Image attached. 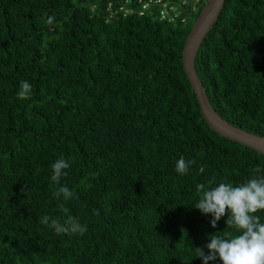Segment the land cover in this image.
Wrapping results in <instances>:
<instances>
[{"label":"trees","instance_id":"1","mask_svg":"<svg viewBox=\"0 0 264 264\" xmlns=\"http://www.w3.org/2000/svg\"><path fill=\"white\" fill-rule=\"evenodd\" d=\"M207 1L0 0V264H203L211 234H238L194 208L196 184L239 185L264 164L209 128L183 70ZM194 66L217 114L264 137V0H224ZM181 156L196 161L183 176ZM59 158L78 198L53 196ZM44 215L87 231L56 234Z\"/></svg>","mask_w":264,"mask_h":264},{"label":"clouds","instance_id":"2","mask_svg":"<svg viewBox=\"0 0 264 264\" xmlns=\"http://www.w3.org/2000/svg\"><path fill=\"white\" fill-rule=\"evenodd\" d=\"M105 17V15H104ZM51 22V20H49ZM32 94V85L28 81H21L18 99H29ZM195 160H186L181 156L175 165V171L183 176L186 175L190 167L195 165ZM51 181L58 185L53 192V196L60 200L68 201L76 197V193L67 186L60 184L61 178L67 175L65 171L70 167L69 162L63 158L57 159L51 164ZM200 173L205 171V166L198 169ZM254 176L239 185L220 182L216 184L215 179L206 183H198L195 190L199 195L198 203L194 208L204 215H211L210 221L213 228L217 222L227 214L225 221L228 228H234L237 235L219 236L211 234L210 243L206 244L208 254L204 249L196 248L200 253L199 257L203 264L219 259L221 264H264V222L256 213L264 210V164L257 165L252 169ZM60 210L68 213V209L63 204ZM39 223L53 229L56 234H79L84 235L87 226L79 222L73 216L68 215L63 223L59 219L44 215L39 218Z\"/></svg>","mask_w":264,"mask_h":264},{"label":"water","instance_id":"3","mask_svg":"<svg viewBox=\"0 0 264 264\" xmlns=\"http://www.w3.org/2000/svg\"><path fill=\"white\" fill-rule=\"evenodd\" d=\"M224 0H208L188 32L181 53L183 70L196 96L200 114L209 128L264 155V137L232 125L212 108L198 78L194 61L198 48L222 10Z\"/></svg>","mask_w":264,"mask_h":264},{"label":"built area","instance_id":"4","mask_svg":"<svg viewBox=\"0 0 264 264\" xmlns=\"http://www.w3.org/2000/svg\"><path fill=\"white\" fill-rule=\"evenodd\" d=\"M183 4H184V2H183ZM145 5L146 4H142L141 7L144 8ZM104 10H105V18L106 19H112L122 9H119L117 11V8L113 9L112 5L110 3H108V4H106ZM165 13H169L170 14L169 19L172 20V19L176 18L177 10L172 5H169L167 8L161 10V17H163L165 15Z\"/></svg>","mask_w":264,"mask_h":264},{"label":"bare ground","instance_id":"5","mask_svg":"<svg viewBox=\"0 0 264 264\" xmlns=\"http://www.w3.org/2000/svg\"><path fill=\"white\" fill-rule=\"evenodd\" d=\"M180 5H182V6H184V4L183 3H181L180 1L178 2V6H180ZM174 8H176L175 7V5H174ZM197 74V73H196ZM197 76H198V74H197ZM199 78V77H198ZM223 137V136H222ZM226 138V137H225ZM228 139V138H227ZM231 140V139H230ZM233 141V140H232ZM236 142V141H235ZM239 143V142H238ZM241 144V143H240ZM243 145V144H242ZM244 146H246V145H244ZM248 147V146H247ZM250 148V147H249ZM252 149V148H251ZM257 152V151H256Z\"/></svg>","mask_w":264,"mask_h":264}]
</instances>
